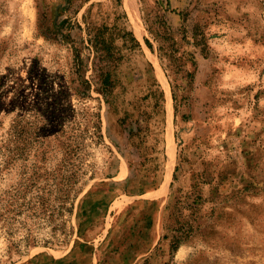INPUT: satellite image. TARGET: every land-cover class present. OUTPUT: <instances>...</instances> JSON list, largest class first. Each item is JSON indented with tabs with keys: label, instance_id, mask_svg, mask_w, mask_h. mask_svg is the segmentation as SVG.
I'll list each match as a JSON object with an SVG mask.
<instances>
[{
	"label": "rangeland",
	"instance_id": "rangeland-1",
	"mask_svg": "<svg viewBox=\"0 0 264 264\" xmlns=\"http://www.w3.org/2000/svg\"><path fill=\"white\" fill-rule=\"evenodd\" d=\"M0 82V264H264V0H0Z\"/></svg>",
	"mask_w": 264,
	"mask_h": 264
},
{
	"label": "trees",
	"instance_id": "trees-1",
	"mask_svg": "<svg viewBox=\"0 0 264 264\" xmlns=\"http://www.w3.org/2000/svg\"><path fill=\"white\" fill-rule=\"evenodd\" d=\"M71 0H67V2H70ZM92 23V22H91ZM90 23V27H91V30L92 31H96V35L94 37V41H95V44L96 46L98 47V50L99 51H102V55L103 53L106 52L107 49L110 50V45L108 43V40L105 38V32L106 30L108 29V25L107 24H101V25H98V24H91ZM111 72H108V75H110ZM108 79L106 78V81ZM0 86H1V82H0ZM18 135H20V130H18Z\"/></svg>",
	"mask_w": 264,
	"mask_h": 264
}]
</instances>
